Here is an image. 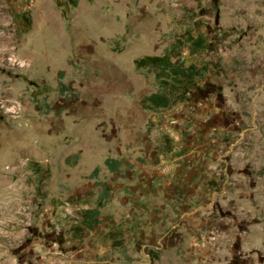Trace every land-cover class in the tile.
<instances>
[{
    "label": "rangeland",
    "instance_id": "rangeland-1",
    "mask_svg": "<svg viewBox=\"0 0 264 264\" xmlns=\"http://www.w3.org/2000/svg\"><path fill=\"white\" fill-rule=\"evenodd\" d=\"M75 1L0 0V264H264V0ZM189 28L222 70L144 109L157 85L135 60ZM165 135L171 153L112 181L108 157L154 160ZM102 184L106 226L78 243Z\"/></svg>",
    "mask_w": 264,
    "mask_h": 264
},
{
    "label": "trees",
    "instance_id": "trees-1",
    "mask_svg": "<svg viewBox=\"0 0 264 264\" xmlns=\"http://www.w3.org/2000/svg\"><path fill=\"white\" fill-rule=\"evenodd\" d=\"M75 6L78 2L71 0ZM188 47L192 55L197 58L194 62L187 64L182 58L183 49ZM208 49V40L203 34L196 35L193 29L189 28L184 38L177 39L163 55H145L135 60V68L137 70H148L154 75L157 90L142 98V107L146 110H168L172 107L184 103L188 100L192 89L205 79L211 68L221 71L223 67V57H207L201 59ZM67 87L61 83V91H67ZM173 141L167 135L162 139L159 146V155L154 160L138 158L135 163H129L125 158L108 157L106 165L112 173V181H116L117 177L124 170H133L137 165L151 163L157 165L161 157L173 151ZM36 171H41L39 167ZM100 172V168L96 167L92 173V178H96ZM103 190L99 196L97 203L93 207L82 208L75 212L72 218V224L69 232L73 239L78 243H84L92 233L106 226L103 219L102 209L106 206L107 201L111 197V188L102 184ZM91 193L85 195L82 192H75L68 198V203L81 204ZM106 239L110 240L113 249H124L125 229L124 226L118 225L115 229L109 230ZM158 252H152V258L159 259Z\"/></svg>",
    "mask_w": 264,
    "mask_h": 264
}]
</instances>
